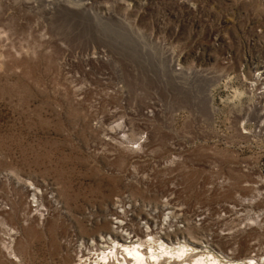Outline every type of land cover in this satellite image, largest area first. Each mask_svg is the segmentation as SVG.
I'll return each mask as SVG.
<instances>
[{
    "label": "rangeland",
    "instance_id": "rangeland-1",
    "mask_svg": "<svg viewBox=\"0 0 264 264\" xmlns=\"http://www.w3.org/2000/svg\"><path fill=\"white\" fill-rule=\"evenodd\" d=\"M120 238L264 260V0H0V264Z\"/></svg>",
    "mask_w": 264,
    "mask_h": 264
},
{
    "label": "bare ground",
    "instance_id": "bare-ground-1",
    "mask_svg": "<svg viewBox=\"0 0 264 264\" xmlns=\"http://www.w3.org/2000/svg\"><path fill=\"white\" fill-rule=\"evenodd\" d=\"M122 231L123 230H121V232ZM120 239L121 241H119V243L114 242L112 239L111 244L108 247H98L95 250L96 257L93 262L97 264H110L111 260L113 262V259L115 258L118 264H150L151 262L154 263L155 261L159 260L160 257H162L163 260L172 259V263L177 262L178 264H216V262H218L217 264H221V262H219V260H217L210 253L202 255L199 249L188 247L187 245L182 244L180 241L171 245L167 243H160L159 248L157 249H160L161 251L158 252L154 247H150L151 251L148 252L144 247L145 243H142L140 239L134 242H132V240L131 242H126L127 239ZM151 244L154 245L155 243L152 242ZM248 253L250 254V251L244 254L245 259L248 260L246 264H264V260L259 257L260 254L256 255L258 257L257 260L252 258V256H248ZM183 256L185 257L183 258ZM187 256L189 257L187 258ZM81 257L82 256H80V258ZM226 263L241 264L237 262Z\"/></svg>",
    "mask_w": 264,
    "mask_h": 264
}]
</instances>
